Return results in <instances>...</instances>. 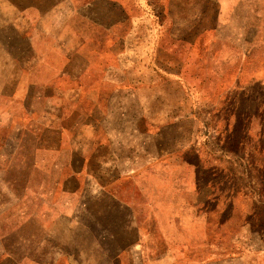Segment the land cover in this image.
I'll return each mask as SVG.
<instances>
[{
	"label": "rangeland",
	"instance_id": "rangeland-1",
	"mask_svg": "<svg viewBox=\"0 0 264 264\" xmlns=\"http://www.w3.org/2000/svg\"><path fill=\"white\" fill-rule=\"evenodd\" d=\"M15 86L0 264H264V0H0Z\"/></svg>",
	"mask_w": 264,
	"mask_h": 264
},
{
	"label": "crops",
	"instance_id": "crops-1",
	"mask_svg": "<svg viewBox=\"0 0 264 264\" xmlns=\"http://www.w3.org/2000/svg\"><path fill=\"white\" fill-rule=\"evenodd\" d=\"M4 89L5 90H0V99H4V104L0 108V120H3L4 118H11L12 117L13 112L11 109V104H12V102H14L20 98V96H18L16 94V86H15L14 91L11 88H4ZM6 90H8V91H6ZM22 109H23V111L25 110V112H27L28 111L27 105H24ZM20 111H21L20 108L17 109V112H20ZM7 168H6L5 161L4 162L0 161V171L1 170L5 171V169H7ZM6 186H8V182H6V179L0 178V214H2V212L4 210V201H2V196L4 194H6V189L5 190L3 189V187H6ZM1 238H0V240H1ZM3 244H4V242L0 243V248H2L1 246ZM211 250H214V248H211ZM0 253H1V255L3 254V252H1V251H0ZM24 258L26 259V255L24 256ZM209 262H214V260H208L205 262V264H208Z\"/></svg>",
	"mask_w": 264,
	"mask_h": 264
}]
</instances>
